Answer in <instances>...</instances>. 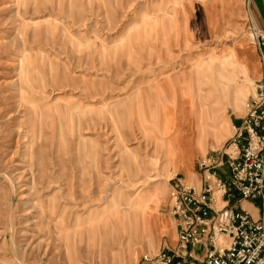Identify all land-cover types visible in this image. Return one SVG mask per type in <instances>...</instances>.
Wrapping results in <instances>:
<instances>
[{"label":"rangeland","instance_id":"374dc122","mask_svg":"<svg viewBox=\"0 0 264 264\" xmlns=\"http://www.w3.org/2000/svg\"><path fill=\"white\" fill-rule=\"evenodd\" d=\"M248 18L243 0H0V264L173 245L172 177L251 91Z\"/></svg>","mask_w":264,"mask_h":264},{"label":"built area","instance_id":"2783aa9c","mask_svg":"<svg viewBox=\"0 0 264 264\" xmlns=\"http://www.w3.org/2000/svg\"><path fill=\"white\" fill-rule=\"evenodd\" d=\"M249 29L261 55L264 29L252 22ZM225 164L227 175L220 171ZM196 167L198 186L178 177L170 182L175 243L144 252L136 264H264V227L231 205L234 198L264 203V75L254 81L226 144L200 156Z\"/></svg>","mask_w":264,"mask_h":264},{"label":"crops","instance_id":"0c3cea01","mask_svg":"<svg viewBox=\"0 0 264 264\" xmlns=\"http://www.w3.org/2000/svg\"><path fill=\"white\" fill-rule=\"evenodd\" d=\"M243 2L246 4L247 7V15L249 17L248 18L249 22H252L261 29H264V0H243ZM238 48L242 52L241 59L246 64L248 76L252 81V85L250 87L251 91L248 95L249 97L254 90V81L264 75V48L260 55L258 49L256 48V45L253 43L252 37L250 41H247L246 39H242ZM243 113H244V106L239 113H236L234 115V122L239 121ZM220 171L223 174L227 175L228 173L227 165L225 164L221 166ZM184 180L198 186L200 184V174L198 170L192 169V172L189 173L188 176H185ZM231 205H233L236 208H241L246 210L254 219L259 220L262 226L264 227V203H262L260 199L234 198L231 202ZM199 254L201 253L198 251V257L201 258ZM189 264H203V263L197 261H190Z\"/></svg>","mask_w":264,"mask_h":264}]
</instances>
